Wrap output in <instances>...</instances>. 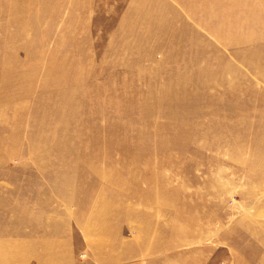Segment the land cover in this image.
Listing matches in <instances>:
<instances>
[{
	"label": "rangeland",
	"instance_id": "obj_1",
	"mask_svg": "<svg viewBox=\"0 0 264 264\" xmlns=\"http://www.w3.org/2000/svg\"><path fill=\"white\" fill-rule=\"evenodd\" d=\"M258 129L264 0H0V264H264Z\"/></svg>",
	"mask_w": 264,
	"mask_h": 264
},
{
	"label": "bare ground",
	"instance_id": "obj_2",
	"mask_svg": "<svg viewBox=\"0 0 264 264\" xmlns=\"http://www.w3.org/2000/svg\"><path fill=\"white\" fill-rule=\"evenodd\" d=\"M200 84V88H204L205 86H207V85H205L203 82H201V83H199ZM184 88V87H183ZM184 90V89H183ZM182 90V91H183ZM189 90V89H188ZM229 92V93H231L233 96H237V97H239V91L237 90V88L236 87H230V86H228V89H226V92ZM185 92H187V90H185ZM227 92V93H228ZM227 93H225V92H220L217 96H221L222 98H225V96L227 95ZM216 96V97H217ZM216 97H214V98H216ZM211 99V98H210ZM243 100V99H242ZM217 101V100H216ZM233 101V100H232ZM244 101V100H243ZM210 102V106H211V108H210V110L209 111H211L212 112V110L215 112H220V111H222V110H224L225 111V115L226 116H237L238 118H239V116L241 117V118H244L245 117V115L247 114V112H248V109H247V105L245 106V104H242V105H239L242 101L239 99V98H237L236 99V101H234L235 103H233L232 105H223L221 102H215L214 100H212V101H209ZM237 103V104H236ZM236 104V105H235ZM202 109H200V108H198L197 110H192L191 111V113L193 114V115H195V116H197V114H200L199 112L201 111ZM204 111V110H203ZM250 112V111H249ZM239 115V116H238ZM242 116H244V117H242ZM246 116H248V114L246 115ZM241 118H239V119H241ZM256 127H258V126H256ZM225 129L226 130H228V129H230L231 131H234V130H238V127H236V126H231V125H228V126H226L225 127ZM258 134L257 135H255V136H258V137H256L255 138V141L254 142H252V146H255V148L257 149V153L258 154H260V152H261V150H259V143L261 142H263L264 141V132L263 131H261V130H259L258 129ZM244 143H246V142H244ZM256 157H258V156H256ZM256 160V159H255ZM257 161V160H256ZM86 181H88L87 179H85ZM90 181H92V179H90L88 182H87V184L90 182ZM22 195H24V197H26V198H24V199H21L22 200V202H26L25 203V205H30L31 204V199H32V196H30L29 194H24V193H22ZM29 195V196H28ZM77 203H79V202H77ZM19 204H21L20 203V201H18V203H16L15 202V204H14V202H13V205H18L19 206ZM18 208V207H17ZM30 217V216H29ZM28 217V218H29Z\"/></svg>",
	"mask_w": 264,
	"mask_h": 264
}]
</instances>
